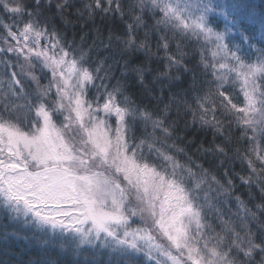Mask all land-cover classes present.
<instances>
[{"label": "snow or ice", "instance_id": "1", "mask_svg": "<svg viewBox=\"0 0 264 264\" xmlns=\"http://www.w3.org/2000/svg\"><path fill=\"white\" fill-rule=\"evenodd\" d=\"M0 9L11 20L0 17V264H57L46 258L54 250L72 251L74 264H264V5L0 0ZM77 23L79 43L68 38ZM181 113H191L183 128ZM197 124L212 142L195 154L218 161L222 179L186 151ZM234 131L245 149L232 147ZM230 152L246 174L225 166ZM237 179L259 191L255 210L235 195ZM33 248L41 259H20Z\"/></svg>", "mask_w": 264, "mask_h": 264}, {"label": "trees", "instance_id": "2", "mask_svg": "<svg viewBox=\"0 0 264 264\" xmlns=\"http://www.w3.org/2000/svg\"><path fill=\"white\" fill-rule=\"evenodd\" d=\"M129 2V0H125V4L127 5V3ZM253 2L257 5V6H261L264 5V0H253ZM79 6V5H78ZM54 7V6H53ZM71 11H74L71 10ZM0 17H2L4 19V21L6 23H11V20H9V16L7 13H4L2 11V9H0ZM69 19L70 20H74L75 17L72 15H69ZM96 23L97 25L101 24V17L100 15H97L95 17ZM58 26H59V21H57ZM148 23L151 24V20H148ZM93 27V25H89L88 28L83 29L84 32H88L89 29ZM123 29L121 28V31ZM143 31V30H141ZM73 33H75V39L77 41V43L80 42V33H81V29L79 27V23H77L76 27H72L71 25L68 26V38L71 39L73 37ZM0 34H5L3 33V30L0 29ZM104 35L107 36V26H104ZM10 39V38H9ZM92 40V34L90 33L88 36V43H91ZM155 44V41H153V46ZM115 47V45H114ZM175 47V45L173 44V48ZM198 45L195 41L191 42L190 44H188V51L195 53L196 55V59L199 58V53H198ZM9 57H11V54H9ZM14 59V57H12ZM143 58V54H137V56H135L133 58V63H137L138 59H142ZM193 63H195V61H193ZM150 67L154 70V71H162V65L158 67V65L153 62ZM36 74L38 76L41 75L40 69L37 68L36 69ZM50 75V74H49ZM148 79H151V76L148 77ZM190 79V76H189ZM41 84H46L47 80L46 79H41ZM187 86V81L184 83V85H182V87H186ZM32 87H34V85H32ZM229 91H232L231 88L228 89ZM175 91H180V89H175ZM167 102V99H165V103ZM237 103H239V100H236ZM162 107V105H161ZM176 117V109L173 108L172 110V114H171V118L175 119ZM185 122L191 124V113H188L187 115H184L183 113H181L180 116V120H179V126L181 128L184 127ZM200 125H195L194 127H192L189 130H186L187 135H186V140H190V139H195V144L192 145V147L190 148H186V151L189 153V155H192L193 160L197 163H202L204 165L205 168H209L210 171L215 174L218 178H223V172H224V168H218L215 166L216 163H218V161L214 162L213 164H209L208 161V157H203L201 155L195 154V148L197 145H199L201 143V141L204 142L205 147H207L211 142H212V132L211 130H207V131H199ZM149 132H151V128L148 129ZM193 133H195V136H193ZM143 134L142 128H137L136 130V135L140 136ZM239 136V132L238 131H234V136H233V148L239 146L242 149H245L247 147V144H238L236 141V137ZM217 143L219 142V140L216 141ZM169 143H171V141H169ZM184 146V145H181ZM230 155L232 156V159L227 160L225 162V166L230 168L233 172L235 173H242V174H246V165L241 164V161L239 159L235 158V153L234 152H230ZM181 160H184V157L181 156L179 157ZM236 192L235 195H240L241 198L243 200H245L248 203V206L254 209V205L256 203H259L261 201V195L259 193L258 190L255 189V187H253L251 190H249L247 187L245 186H241L239 180H236ZM249 191L252 192V195L255 197V199L250 200L249 199ZM213 195H215V193H213ZM226 213L229 212H235L236 211V202L235 199L233 198L230 202V205H226L224 208ZM215 222V221H214ZM136 225L133 224V227H135ZM217 231H219V227H217L216 229ZM21 247H23L21 245ZM33 258V259H41V254L39 253V251L36 248L31 249L30 252H26L24 253L20 259H23L24 261H27L29 258ZM48 260H53L56 261L57 264H74V261L77 259L76 255L72 252V251H66L63 253H60L58 251H52L50 252L47 257ZM79 259H82V257H79Z\"/></svg>", "mask_w": 264, "mask_h": 264}]
</instances>
